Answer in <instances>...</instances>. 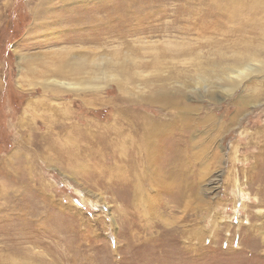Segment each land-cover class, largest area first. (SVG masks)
I'll return each instance as SVG.
<instances>
[{
    "label": "rangeland",
    "instance_id": "374dc122",
    "mask_svg": "<svg viewBox=\"0 0 264 264\" xmlns=\"http://www.w3.org/2000/svg\"><path fill=\"white\" fill-rule=\"evenodd\" d=\"M108 1L0 0V264H264V0Z\"/></svg>",
    "mask_w": 264,
    "mask_h": 264
},
{
    "label": "bare ground",
    "instance_id": "6f19581e",
    "mask_svg": "<svg viewBox=\"0 0 264 264\" xmlns=\"http://www.w3.org/2000/svg\"><path fill=\"white\" fill-rule=\"evenodd\" d=\"M65 1L66 0H63V2H61V3H64ZM69 1H72V0H69ZM86 1H88V0H86ZM132 4L134 5V3H132ZM84 8H86V6ZM78 11H84V9L78 8L76 12H78ZM131 12H132L131 13V20H135L138 15L134 11H131ZM76 14H78V13H75L74 16ZM86 16H85V18H86ZM232 16L233 15L230 14V17H229V21L230 22H232ZM118 21H119V23L122 22V19H120V16L117 17L114 14H110V15H104L102 17H97V21H92V23L95 24V25H97V26H100V28L102 26H104V28H105V27H107V25H110L112 23H116ZM88 23L89 22L87 20H85L77 28H83V27L88 28V27H90V24H88ZM101 39L102 38H97V41H100ZM91 40L94 41L95 39H91ZM87 42L88 41H85V42L82 41L80 43V44H83L82 47H72L70 49V52L68 51V57L70 58L71 61H74L73 62V64H74V71H72V74H71L73 77H76V76H79V75H83V74L89 75V76H91V75L93 76V75H95L99 71V72L107 73V74L108 73H111V80H115L116 79V82L122 83L121 79L123 77L125 78V81H128V80L129 81H134V80H131V78L133 76L130 75V73L128 72L127 67L125 66V64L124 63H120L117 60L114 61V60H107L106 59V61L105 60L103 61V62H106V64H103V63L99 62L97 65H86L87 63L91 62V60H90L91 59V54L88 51L83 52V51H78L77 49H83L85 47V45H87L86 44ZM255 43H257V41ZM250 47L251 46H249L248 48H250ZM249 50H251V49H249ZM254 51H256V50H254ZM252 54L253 53H250L249 55L245 56V58L243 60H239L236 63V65H234V66H232L231 64H225L220 69V73H218L217 75L220 77V79L224 80V82H225L221 88L224 89V87H226L228 89H225V90H227V91H233V89H235L238 86V84L240 83V81L244 80L246 77H249L253 73L260 74L263 71V68L262 67L257 68V67H255V66L252 65L251 61L256 56V55H252ZM117 55H120V54H117ZM62 63H66V61L65 60L61 61L60 65H59V68H58L59 71L53 72L54 74H57L56 77H59V78H63L65 76V72L63 70L67 67L66 64L63 65ZM218 76H217V79H219ZM210 80H212V75H210V73L205 72L204 70H201V72L198 73V79L195 80L196 81L195 83L197 85L201 86L199 82H201V84H203V83L210 82ZM122 89H123V87H122ZM155 91H157V92H155L153 94L154 95L153 97H149V101L148 102H150L151 104H157V105H160V106H162V105L163 106L169 105V103H170V96L168 95L169 93H168L167 86L166 85H163V86L161 85L160 87H157V89ZM181 110H182V108H181ZM149 123H151V122H149ZM152 126L154 128L153 127H150L151 128L150 132H148V133H144L143 132V134H145L144 135L145 136L144 143L146 145L145 146V148H146L145 155H147L146 156V160H149L151 158V156H152V153H153L151 151L152 150L151 149L152 148L151 147V142H150L151 141V137H153L155 134L159 133L157 131H165V129L167 128V127H165L164 124H156L154 126V124L152 123ZM149 165H150V163H149Z\"/></svg>",
    "mask_w": 264,
    "mask_h": 264
}]
</instances>
